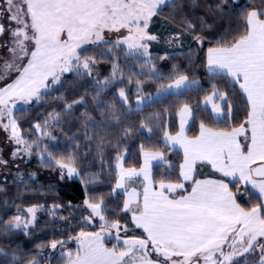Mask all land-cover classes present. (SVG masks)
I'll return each instance as SVG.
<instances>
[{
	"label": "snow or ice",
	"instance_id": "obj_1",
	"mask_svg": "<svg viewBox=\"0 0 264 264\" xmlns=\"http://www.w3.org/2000/svg\"><path fill=\"white\" fill-rule=\"evenodd\" d=\"M229 6L230 0H218L216 14H225ZM178 7L179 0H0V36L7 32L9 37L0 47H7L10 53V58L0 65L3 84L0 127L9 132L10 140L17 146L13 157L21 152L31 157L34 151L33 142L23 137L17 122V115L25 110L17 109V103H40L50 95L51 89L67 82L62 79L65 73L92 76L93 67L103 58V53L100 57L89 56L85 45H96V50L108 52L127 45L129 53L138 51L148 57L145 63L150 78L166 79L149 56L146 41L157 37L147 29L153 17L163 15L166 8ZM5 18L9 21L7 27L2 22ZM242 20V31L222 36L207 48L206 67L212 76H226L234 86H239L246 101V119L239 126L227 124L229 130H217L201 122L199 134L189 138L185 118L191 117L192 109L184 104L179 112V132L166 133L167 142L183 149L179 182H173L169 175L158 181L151 175L149 161L163 160L164 153L144 152V166L139 170L125 169L123 158L118 155V179L113 192L123 189L127 199L115 210H110L102 197L84 200L88 210L84 225L99 222L100 231L82 227L71 238L77 241L78 250L75 254L71 251L65 254L67 264H249V261L264 264V0L259 7L245 10ZM183 24L202 46L206 37L196 34L195 25L190 21L185 19ZM122 29L126 31L121 38H105L106 32ZM174 39L178 41L179 35ZM13 73L15 76L9 79ZM118 78L123 77L114 64L112 77L103 81L95 79L94 98L107 91ZM170 79L166 92L180 94L199 86L198 80H190L187 74L175 70ZM140 91L137 81V92ZM117 94L127 102L123 87L118 88ZM142 102L137 101L138 107ZM202 102L205 107L210 106L217 122L231 118L233 105L229 94L215 84L204 94ZM71 108L72 103H67L66 111ZM111 117L118 120L119 114L113 110ZM49 120L52 127L58 126L60 114L50 113ZM48 126L45 120L43 128ZM35 128L42 130V125L37 123ZM36 148L47 154V158L40 155L43 163L53 162L59 168L61 179L80 176L79 161L72 153L56 157L47 146L38 143ZM197 163L210 165L237 184L243 182L245 188L241 194H246L250 186L258 193L259 202L242 207L224 179H196ZM0 164L7 161L0 159ZM132 177L143 180L142 192L125 188L126 180ZM189 181L190 186L186 188L185 182ZM38 208H27L30 218H22L18 212L0 235L14 230L29 235L28 229L33 226ZM109 213L111 216L106 215ZM117 213H123V219L117 218ZM106 236L116 241L112 247L105 246ZM57 244L63 246L62 241H53L50 247L56 249ZM0 256L10 259L12 264L23 259L18 249L6 252L3 247H0ZM24 264L36 262L32 259Z\"/></svg>",
	"mask_w": 264,
	"mask_h": 264
},
{
	"label": "trees",
	"instance_id": "obj_2",
	"mask_svg": "<svg viewBox=\"0 0 264 264\" xmlns=\"http://www.w3.org/2000/svg\"><path fill=\"white\" fill-rule=\"evenodd\" d=\"M180 7L173 10L166 8L161 15L174 27L175 32H184L191 41L193 33L186 30L183 21L186 19L195 25V32L204 39L201 46L199 43L191 44L185 50L171 55L163 62L155 63L166 79L155 80L148 75V66L145 56H129L125 47H119L108 52L107 49L96 50L97 46L86 47L89 49L87 55L103 58L98 64L101 74L97 79L103 81L112 77V69L115 64L122 75V79L108 88L107 91L94 98L97 89L94 76L77 77L68 73L63 80L67 81L51 89L50 95L40 103L33 101L22 114L17 115L19 127L25 135L37 136L35 125L49 120L50 113L60 114V124L49 128L53 129L55 138H62L65 144L56 150V157L69 153L76 156L79 161V170L82 175L68 177L64 183L59 178H52L48 174L53 170L52 163H41L45 170L40 173L37 180L32 181L29 176H23L16 180L9 178L7 181L0 180V231L3 230L9 220L18 212L25 213L27 208L33 206H44L47 210L52 204L59 203L65 206L63 214L71 220L69 223L62 222L59 218H52L45 212L37 220L29 235L22 231L0 235V247L6 252L18 249V254L23 257L17 264H24L26 260H39L41 250H51V242L62 241L71 243L66 249H74L75 237L79 231L87 228L83 218L88 214L84 207V200L91 197H102L110 210H115L118 205L124 203V195L113 188L118 179L117 161L118 155H126L124 165L128 168H139L143 163L144 151H159L165 154L168 164L154 167V177L158 181L165 175L172 177L173 182H179V165L182 163L183 155L177 150L169 147L164 137L167 134L175 135L179 132V112L184 104H188L193 111V121L188 135L193 138L199 134L201 122L217 130H229L227 124L239 126L246 119V101L238 85H233L230 78L226 76H212L206 67L207 48L222 36L235 34L243 29L242 14L252 7H259L262 0H230L229 7L223 15H217L215 8L218 0H179ZM196 41V40H195ZM162 51V49H158ZM174 70L187 74L189 79L199 81V86H192L180 94H167L158 99L145 103L142 107L136 106V99L150 96L164 89L171 83L170 77ZM137 81L140 82L141 91L137 92ZM229 94L233 105L231 118H224L217 122L210 109L204 106L203 97L209 93L212 85ZM164 85V87H161ZM123 87L128 95L127 105L118 96V88ZM67 103H72V108H67ZM109 105H114V109ZM119 114L118 120L111 117L112 111ZM225 111H227L225 109ZM52 124V123H51ZM151 129V131H149ZM68 140H72L69 143ZM67 146V147H66ZM119 149V151H118ZM170 163V164H169ZM33 166V163L32 165ZM200 167L197 169V171ZM199 178L200 175H198ZM42 175V177H41ZM95 183H87L89 180ZM230 188L235 193L238 202L245 208L259 202L258 195L254 192L239 194L237 188L242 184L231 182ZM235 185V187H233ZM190 185H188L189 187ZM187 187V188H188ZM111 216V213L106 214ZM117 218L123 219V213H117ZM137 233L140 230H136ZM132 235V234H130ZM109 245L112 241L108 242ZM72 246V248H71ZM51 264H65L66 257L59 251L52 252L47 257ZM255 264L254 261H249ZM0 264H12L10 259L0 256Z\"/></svg>",
	"mask_w": 264,
	"mask_h": 264
},
{
	"label": "rangeland",
	"instance_id": "obj_3",
	"mask_svg": "<svg viewBox=\"0 0 264 264\" xmlns=\"http://www.w3.org/2000/svg\"><path fill=\"white\" fill-rule=\"evenodd\" d=\"M5 26L7 27L9 24V21L5 18ZM126 30H121V32H106L105 38L109 39V40H116L118 38L122 37V34L125 33ZM147 31L150 34H153L157 37L156 40L153 41H146V43L148 44V53L149 56L152 58L153 63H160L163 62L164 57H169L172 53H176V52H180L182 50H185L188 45H190L193 41V43L197 42L195 41L194 38H191V41L187 40L188 35L184 32H175V29L173 26H171L168 21L163 18L161 15L159 16H155L151 19L150 23H149V27L147 29ZM177 35H179V40L177 41L176 39H174ZM9 37H8V33L6 32L4 36H2L0 38V44H4L8 41ZM169 40H172V43H169ZM89 46H96V45H85V47H89ZM121 47H125L127 50V45H121ZM162 49V51H159L158 49ZM128 51V50H127ZM129 53V52H128ZM171 53V54H170ZM140 56L141 54L138 51H132L131 53H129V56L135 57V56ZM10 58V53L8 52L7 47H0V65H2L4 63L5 60ZM148 59V57H145V62ZM148 66V65H147ZM101 67H99V64L97 63L94 67H93V74L91 77L94 76L95 79L98 78V76L101 74ZM68 73H65L62 77V79L67 75ZM15 76V74H12V77H10L9 79L13 78ZM8 81H5L4 83H7ZM3 84L0 83V87H2ZM165 88V87H164ZM161 91V90H160ZM159 91V92H160ZM161 97V93H156L154 95H150V96H143L141 98L143 99H148L147 102L158 99ZM124 102V101H123ZM145 102V103H147ZM144 103V104H145ZM126 104H129V100H127ZM143 104V105H144ZM30 105V104H28ZM28 105H22L21 103H17V109L21 108V107H27ZM142 105V106H143ZM140 106V107H142ZM52 122L49 123V126L44 129L42 126V130H37L35 129V133L37 134V136H29L28 138H25V135H23L22 131V135L25 139L30 140L33 142V154L31 155V157H28L27 155H24L23 152H21L18 156H16L15 158L13 157V152L16 149V145L14 144V142H12L9 138V132L5 131L3 129V127H0V159L7 161V164H0V180H5L7 181L9 178H13L16 180L21 179L23 176H29L31 178L32 181L37 180L40 177V173H42L45 170V166L41 165V163H43L40 160V155H44L45 158H47V154L45 152H43L41 149H37L36 148V144H41L44 146H47V149L49 151H51L53 153V155H56V150H53L54 147L55 149L58 148L59 146L63 147L64 149H69L70 145H68L69 148H65V144L63 139L60 138H55L54 134H53V129L49 128L52 124ZM69 143L72 142V140H68ZM73 144V143H71ZM67 147V146H66ZM59 149V148H58ZM73 149L70 148V151H72ZM64 154H61L59 157H63ZM126 155H123V162L125 159ZM168 162V161H167ZM33 163V166H31ZM53 164V162H50ZM170 164V163H169ZM117 166V164H116ZM46 171L43 172L44 175H49L52 178H59L61 180V183H64L66 181V179L68 178L67 176H65L63 179H61V174H60V170L58 167L53 166V170L50 171L48 174H45ZM80 175H82V170L80 171ZM42 177V175H41ZM231 182H236V181H231ZM242 184V187L240 188V192H238L239 194L244 192V188L245 185L240 182ZM254 192L253 189H251L250 186H248V192ZM255 193V192H254ZM243 195V194H241ZM54 205H59L60 207L55 208L54 209ZM65 209L64 205H61L59 203H55L52 204V206L50 207V209H46L44 206H39L37 212H36V219L33 222V226H30V228L28 229V232L30 231V229L32 227H34V225L36 224L37 220L40 219L43 215H45V212L48 213V215H50V217L52 218H59L60 220H62V222L65 223H69L71 220L69 219V217L65 214H63L65 211L63 210ZM86 209V208H85ZM22 218H30V214L27 213V211L25 213H22ZM85 230L88 231H100L99 228V222L95 223L94 225H87V228ZM132 234L131 232L128 233V235ZM121 236H124V233H121ZM112 241V244L109 245L108 242ZM105 246L106 247H112V245L114 243H116V241L114 239H111L109 237H105ZM74 249H66V246L71 245V243H63V246H61V244H57L56 249H52L50 251H47L46 248H43L41 250V256L39 260H36V264H51L50 262H47V257L50 255V253L52 252H57L59 251L61 255H64L71 251L73 254H75V252L78 250V243L75 240L74 243ZM65 264H67V260H65ZM250 264V263H249Z\"/></svg>",
	"mask_w": 264,
	"mask_h": 264
},
{
	"label": "crops",
	"instance_id": "obj_4",
	"mask_svg": "<svg viewBox=\"0 0 264 264\" xmlns=\"http://www.w3.org/2000/svg\"><path fill=\"white\" fill-rule=\"evenodd\" d=\"M166 88V87H165ZM164 88V89H165ZM191 88V87H190ZM164 89H162L160 92L158 93H161V96H164V95H167V94H174L175 92H166ZM176 94V93H175ZM138 100H141L143 101L140 105L142 106L145 102H147V98L146 99H143V98H138L136 99V106L138 107L137 105V101ZM208 109H210L211 111V108L210 106L207 107ZM212 113V112H211ZM213 117L215 118L214 114L212 113ZM216 119V118H215ZM192 121H193V111L191 113V117H186L185 118V132H186V135L189 137L188 135V132H189V128L192 124ZM179 126H180V115H179ZM180 130V128H179ZM171 135V134H169ZM176 135V134H175ZM191 138V137H189ZM164 140L166 142V144L171 147L173 150H177L179 152L182 153L183 155V149L179 146V145H173L171 144L170 142H167L166 141V136L164 137ZM144 152H150V153H162V152H159V151H144ZM143 152V153H144ZM143 157V163L141 165V167L139 168H135L137 170L141 169L143 166H144V155L142 156ZM125 160V159H124ZM182 163H183V160H182ZM163 164H168L167 162V158L164 154V159L163 160H160V159H153V160H150L149 161V165H150V173L151 175L154 177V167L158 166V165H163ZM123 167L125 169H131V168H128L124 165V162H123ZM200 167V169L197 171V169ZM197 172H199L198 175L199 178H197ZM195 178L196 179H201V180H204V179H212V180H216V179H224L225 177L222 176L221 173L217 172L214 168H212L210 165H207V164H200V163H197V166H196V173H195ZM229 181H232L231 178H225ZM226 182V181H225ZM243 183V182H242ZM143 180L141 178H138V177H132L131 179H128L126 180L125 182V188H127L128 190H131L132 188H135L138 192H142L143 190ZM188 185H190V181L189 182H185V187L187 188ZM230 187V185H229ZM119 193L123 194L124 195V200L126 201L127 199V194L126 192L123 190V189H116ZM255 192V190H254ZM233 194L235 195V193L233 192ZM255 194L258 195V193L255 192ZM175 195H178V193H176ZM236 196V195H235ZM237 199V197H236ZM124 201V202H125ZM238 202V200H237ZM239 203V202H238ZM240 204V203H239ZM241 205V204H240ZM242 206V205H241ZM243 207V206H242Z\"/></svg>",
	"mask_w": 264,
	"mask_h": 264
},
{
	"label": "flooded vegetation",
	"instance_id": "obj_5",
	"mask_svg": "<svg viewBox=\"0 0 264 264\" xmlns=\"http://www.w3.org/2000/svg\"><path fill=\"white\" fill-rule=\"evenodd\" d=\"M2 22H3V23H6V22H5V19H4ZM1 37H2V36H0V38H1Z\"/></svg>",
	"mask_w": 264,
	"mask_h": 264
}]
</instances>
